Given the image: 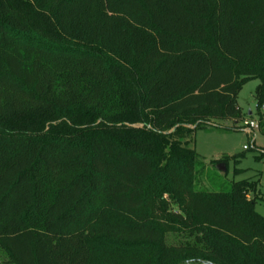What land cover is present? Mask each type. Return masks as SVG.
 <instances>
[{
  "label": "trees",
  "instance_id": "16d2710c",
  "mask_svg": "<svg viewBox=\"0 0 264 264\" xmlns=\"http://www.w3.org/2000/svg\"><path fill=\"white\" fill-rule=\"evenodd\" d=\"M253 79L261 107L264 0H0L10 262L264 264L257 182L197 190L191 147Z\"/></svg>",
  "mask_w": 264,
  "mask_h": 264
},
{
  "label": "rangeland",
  "instance_id": "374dc122",
  "mask_svg": "<svg viewBox=\"0 0 264 264\" xmlns=\"http://www.w3.org/2000/svg\"><path fill=\"white\" fill-rule=\"evenodd\" d=\"M259 84V80H249L242 86L237 96L242 119L258 123V129L249 132L239 128L241 122L232 128L231 122L210 121L209 125L194 131L191 147L194 148L199 160L195 169L197 190L227 191L233 181L245 179L255 181L257 187L253 193L248 194V197L255 198V210L264 216V202L260 199L264 195V155L256 159V156L264 154V99L260 107L255 98ZM233 155L243 157L237 164L229 160L225 168L220 163L221 160L225 156ZM213 160L215 162H212ZM235 169L240 172L234 174ZM0 264H13L1 247Z\"/></svg>",
  "mask_w": 264,
  "mask_h": 264
},
{
  "label": "built area",
  "instance_id": "2783aa9c",
  "mask_svg": "<svg viewBox=\"0 0 264 264\" xmlns=\"http://www.w3.org/2000/svg\"><path fill=\"white\" fill-rule=\"evenodd\" d=\"M238 122H241V124H239L240 129H244V130L249 131V132L258 129V123L254 122L252 120L242 119ZM238 122H237V124H238ZM244 148H246V147H244Z\"/></svg>",
  "mask_w": 264,
  "mask_h": 264
},
{
  "label": "crops",
  "instance_id": "0c3cea01",
  "mask_svg": "<svg viewBox=\"0 0 264 264\" xmlns=\"http://www.w3.org/2000/svg\"><path fill=\"white\" fill-rule=\"evenodd\" d=\"M248 115H250V112L248 113Z\"/></svg>",
  "mask_w": 264,
  "mask_h": 264
}]
</instances>
